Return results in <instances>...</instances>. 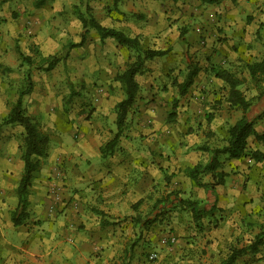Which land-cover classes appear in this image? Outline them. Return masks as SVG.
Returning a JSON list of instances; mask_svg holds the SVG:
<instances>
[{"label":"crops","instance_id":"1","mask_svg":"<svg viewBox=\"0 0 264 264\" xmlns=\"http://www.w3.org/2000/svg\"><path fill=\"white\" fill-rule=\"evenodd\" d=\"M148 6L155 4L150 1ZM208 7L207 13L218 10L221 17L213 21L203 14L190 37L207 64L181 96L187 124L199 120L197 135L181 147L154 145L150 152L164 153L156 162L155 155H133V143L119 144L107 157L80 143L66 150L67 160L59 162L58 152L49 150L56 157L43 160L35 173L26 223L13 224L5 195H0V264H221L231 248L248 246L264 229V161L220 155L216 168L200 176L202 183H214L212 187L197 184L185 173L187 167L210 159L196 147L222 146L229 125L244 114L254 120L249 147L264 151V139L257 137L264 134V93L257 97L259 91L251 83L240 85L247 96H256L244 113L230 105L228 84L211 72L218 66L249 79L247 63L264 51V0H223ZM214 25L224 28L227 42L214 41ZM204 35L207 43L202 47L196 40ZM174 48L153 60L176 53L178 59H169L152 74L166 70L165 77L171 76V66L189 61L186 50ZM220 171L225 175L217 184L220 177L214 174ZM161 199L166 200L158 204ZM179 199L198 200L199 208L211 214L195 220L191 208L182 207ZM166 235L175 236L176 242L162 245ZM152 252L157 253L155 260L149 259ZM234 264H264V241L258 251L243 253Z\"/></svg>","mask_w":264,"mask_h":264},{"label":"rangeland","instance_id":"2","mask_svg":"<svg viewBox=\"0 0 264 264\" xmlns=\"http://www.w3.org/2000/svg\"><path fill=\"white\" fill-rule=\"evenodd\" d=\"M33 1L0 0V195L4 193L10 211L17 202L15 189L23 171V127L3 124L2 118L16 100L19 89L26 85L27 72L31 74L33 89L24 97L26 112L37 115L42 127L51 133L49 150L55 149L58 156L55 159L56 155L50 152L44 160L59 162L67 160L66 150L75 145L83 143L93 153L100 143L114 135L115 105L123 97L120 83L114 77L128 61L126 48L117 45L113 38L101 43L94 29L87 31L84 44L73 46L85 33L75 7L85 11L87 0H51L39 8ZM150 1L155 7L148 6ZM89 6L96 19L106 26L129 34L145 33L146 45L169 51L175 47L189 53V61L169 68L171 76L165 77L166 70L161 71L163 74L152 71L163 69L169 59L177 60V53L152 60L153 68L139 75L141 89L119 144L133 143V155H155V162L164 153L150 152L154 145L188 144L189 137L197 135L194 129L199 120L191 126L187 124L180 110L182 98L172 79L175 76L183 79L189 64H196L199 69L207 64L190 40L192 28L196 21L201 24L199 17L213 21L220 18V11L207 13L209 5H202L200 0H119L117 4L115 0H90ZM199 9L204 10L199 13ZM145 26L153 30H146ZM213 27L214 41L227 42L224 28ZM204 38L205 35L196 40L202 47L207 43ZM35 50L45 57L55 55L58 62L51 69L39 66V56L33 64L24 62L23 55ZM174 110L176 117L171 120L170 113Z\"/></svg>","mask_w":264,"mask_h":264},{"label":"trees","instance_id":"3","mask_svg":"<svg viewBox=\"0 0 264 264\" xmlns=\"http://www.w3.org/2000/svg\"><path fill=\"white\" fill-rule=\"evenodd\" d=\"M49 1L51 0H34L33 5L36 8H39L46 5ZM89 1L90 0H87L85 11L75 7L78 18L85 29V33L83 34L81 41L73 46L84 44L87 31L89 29H94L99 35V41L101 43L105 42L107 38H113L117 42V45L126 48L128 51V61L126 62L124 69L118 72L114 77V80L120 83V88L123 91L122 99H120L115 105V121L117 129L114 135L102 143L99 148L101 155L107 157L112 155L119 147V142L121 141L128 122V116L138 99V94L141 89L139 75L148 71V66L155 57L167 54L169 49H161L159 47L146 45V34L143 32L129 34L119 28L102 24L91 13ZM118 1L119 0H115V4H117ZM221 1L223 0H200L202 5L217 4ZM36 56L40 57L38 61L40 64L39 66L44 65L46 66V69L53 68L58 62L55 55L45 57L37 50L28 55H23V60L28 64H33L36 60ZM198 71L199 68L196 64H189L183 80L178 82L177 77L174 79L173 84L177 87L178 93L181 96L189 91ZM247 71L249 79L240 78L229 70L218 66L211 67L213 75L228 84L226 100L231 106H237L242 109L244 113L250 108L256 96H247L240 85L245 84L246 82L251 83L253 87L259 91L257 97L264 93V51L259 59L247 63ZM25 80L26 85L19 89L16 100L13 102L8 113L2 118L3 124H18L23 127V145L21 152L23 171L15 189L17 202L14 209L11 211V220L16 226L26 223L30 216V188L35 173L40 169L43 160L49 154L51 141V133L42 127L37 115L33 116L26 112L24 97L31 93L33 89V80L29 71L27 72ZM170 114L173 115L171 120H174L176 117V111L174 110ZM254 133V120L248 119L244 114L240 119L229 125L227 129L228 135L222 146L211 148L206 144H202L196 147L197 149L208 152L210 154V159L206 163L199 162L194 166L187 167L185 173L194 179L197 184L204 187H212L214 183H202L200 181V176L201 174L208 173L216 168L220 155L226 154L228 158L250 157L255 162L264 161L263 150L249 147L248 139ZM257 137L259 139H264V134L258 135ZM224 175L225 173L223 171L214 174V176L220 177L217 180V184L221 183V178ZM172 195L173 192L169 193L167 197L170 198ZM166 199L159 200L158 204L164 202ZM178 201L182 207L185 205L191 208L195 220H199L203 216L211 214L210 209L206 210L201 207L199 208L198 200L179 199ZM148 221L146 220V223H148ZM149 222H151V220ZM263 241L264 229L256 234L253 241L248 246L231 248L227 258L221 264H234L236 259L243 253L247 251H258L259 245H261Z\"/></svg>","mask_w":264,"mask_h":264},{"label":"built area","instance_id":"4","mask_svg":"<svg viewBox=\"0 0 264 264\" xmlns=\"http://www.w3.org/2000/svg\"><path fill=\"white\" fill-rule=\"evenodd\" d=\"M162 245H166V246H171L176 242V237L173 235H166L163 238H161L160 240ZM157 258V253L156 252H152L149 255V259L150 260H155Z\"/></svg>","mask_w":264,"mask_h":264}]
</instances>
